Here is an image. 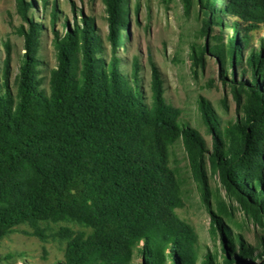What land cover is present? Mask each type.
I'll use <instances>...</instances> for the list:
<instances>
[{
    "label": "trees",
    "instance_id": "1",
    "mask_svg": "<svg viewBox=\"0 0 264 264\" xmlns=\"http://www.w3.org/2000/svg\"><path fill=\"white\" fill-rule=\"evenodd\" d=\"M182 1L189 5L190 0ZM215 1L197 0L206 26L222 25L231 32L225 50L222 45L209 50L241 117L220 127L205 101H199L211 137L208 151L202 136L180 123V111L165 101L152 63L148 103L137 61L129 74L119 70L116 52L123 48L121 32L128 23L126 0H102L108 60L93 19L79 10L78 20L72 26L62 20L59 31L53 3L50 25L57 62L47 95L36 80L42 27L28 16L31 3L15 0L28 28L21 30L24 54L15 96L8 88L7 61L0 82V238L24 223L74 222L91 233L68 240L66 264H131L134 254L140 264H196V236L175 214L181 206L179 185L168 166V148L180 140L221 263L264 264V244L249 246L221 220L228 207L220 203L210 209L207 182L209 170L246 217L264 223V45L255 49L251 35L264 25V0H222L219 6ZM246 49L247 69L238 72V82L234 69ZM191 60L201 66V52L192 51ZM201 264H216L215 258L205 253Z\"/></svg>",
    "mask_w": 264,
    "mask_h": 264
},
{
    "label": "rangeland",
    "instance_id": "2",
    "mask_svg": "<svg viewBox=\"0 0 264 264\" xmlns=\"http://www.w3.org/2000/svg\"><path fill=\"white\" fill-rule=\"evenodd\" d=\"M31 3L28 16L41 25L38 38L37 76L38 89L45 95L49 92V77L56 66V54L52 46L50 12L56 5L58 21L55 25L61 30L62 20L69 25L78 20V11L93 19L97 34L101 37L103 57L109 58V46L105 41L106 23L102 0H24ZM45 1V4H44ZM128 23L122 31L123 48L116 56L120 60L119 70L127 75L131 64L137 61L139 67V86L144 101L149 102L150 63L160 74L165 101L180 111L179 122L198 132L205 141L208 151L211 137L202 124L198 103L205 101L216 117L220 127L233 123L241 114L229 89L219 79L217 57L209 50L212 46L222 45L225 50L231 32L221 25L204 24L203 7L197 0H190L185 6L182 0H126ZM216 0L215 5H222ZM28 24L17 13L15 0H0V82L7 61L8 88L11 96L16 94V79L24 47L21 30ZM221 33V39H217ZM252 45L258 49L264 45V25L251 32ZM7 45V48L4 46ZM201 52L202 65L194 66L191 52ZM249 49L242 50L234 69L235 79L239 82L238 72L246 70ZM264 55V51H263ZM248 74L245 76V79ZM230 79V77H228ZM243 99V97H242ZM168 166L175 173L181 206L175 214L189 225L196 236L198 261L209 253L216 264L221 263L219 244L212 233L206 205L202 202L197 182L192 176L187 153L180 140L168 148ZM207 182L211 192L210 209L215 211L220 203L227 213L220 215L221 220L232 235L240 236L251 247L264 244V223H254L246 217L237 204L229 200L218 184L216 175L207 170ZM231 207V209H229ZM65 230L70 234L64 237ZM67 233V234H68ZM91 231L74 222H39L36 226L24 223L0 238V264H66L67 242L76 235L86 237ZM131 264H140L134 254Z\"/></svg>",
    "mask_w": 264,
    "mask_h": 264
}]
</instances>
